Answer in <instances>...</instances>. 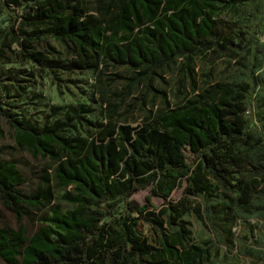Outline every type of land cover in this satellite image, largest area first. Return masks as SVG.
I'll list each match as a JSON object with an SVG mask.
<instances>
[{
    "label": "trees",
    "instance_id": "1",
    "mask_svg": "<svg viewBox=\"0 0 264 264\" xmlns=\"http://www.w3.org/2000/svg\"><path fill=\"white\" fill-rule=\"evenodd\" d=\"M9 4L0 5L9 16L0 32V61L9 60L14 44L26 61L60 58L48 42L53 40L67 58V66L49 62L53 72L97 70L106 61L133 73L125 78L128 90L145 83L147 91H156L152 81L158 71L183 58L180 75L191 91L142 126H93L81 118L95 129L90 138L78 140L59 133L68 123L31 126L0 99V118L13 130L14 144L55 161L60 190L24 193L16 161L6 160L0 149V203L18 224L0 226V259L5 264H214L224 247L227 259L236 251L264 262V0H35L30 14ZM231 9L238 10L236 20L220 18ZM30 45H42L44 52L29 50ZM204 53L212 59L231 56L237 73L225 83L205 79L199 85L193 60ZM3 85L0 76V92ZM4 136L0 124V141ZM182 178L184 197L157 211L149 210L150 195L142 206L131 199L148 187L153 196L169 194ZM54 198L67 207L51 204ZM122 202L126 214L120 220L113 214ZM26 209L41 213L31 236L21 224ZM217 213L241 231L230 228L227 234L216 223ZM189 214L213 238L193 241L185 221ZM140 219L157 233L153 242L137 232Z\"/></svg>",
    "mask_w": 264,
    "mask_h": 264
},
{
    "label": "rangeland",
    "instance_id": "2",
    "mask_svg": "<svg viewBox=\"0 0 264 264\" xmlns=\"http://www.w3.org/2000/svg\"><path fill=\"white\" fill-rule=\"evenodd\" d=\"M17 1V4L13 5L9 0L10 7L18 9L21 14L34 12L33 3L35 0ZM1 2L4 0H0V5ZM89 4L91 5L90 13L98 19L95 7L91 2ZM237 11V9L222 11L220 18L224 21L236 20ZM8 22L9 16L0 6V32L7 27ZM18 28L30 30L23 24H19ZM48 42L58 49L60 58L46 55L47 62L26 61L20 54V48L14 44L10 50L8 49L9 60L0 61V76L4 82L0 99L5 102L4 105L8 110L31 126L41 129L45 126L58 127L68 123V126L59 132L62 136L74 140L86 139L90 138L95 128L82 124V119L88 120L93 126L112 122L142 126L154 122L160 113L179 104L185 94L191 91L188 81H182L180 75L183 58L171 61L158 71L159 75H155L152 81L156 91L153 89L147 91L145 83L128 90L125 78L132 76L133 73L123 66L116 68L106 61L97 70L86 68L75 73L64 70L51 71L47 67L49 62L58 61V63L67 66V58L58 43L53 40H48ZM28 49L44 52L42 45H30ZM235 61L231 56L223 54L214 59L209 53L195 57L193 66L197 73V83L200 85L205 79L210 83L227 82L237 73ZM122 95L123 101L120 102ZM118 104L120 107L112 116L113 107ZM0 124L5 133L3 140L0 141V149L3 150L2 155L6 160L16 161L19 171L25 179V184L21 186L22 191L32 194L50 189L53 195H57L60 190L54 179L55 161L41 159L39 156L33 157L30 153L17 147L12 140L13 130L7 125L4 118H0ZM186 185V178H182L169 194L165 190L160 191L157 196H153L150 192L151 187H148L134 193L131 199H135L142 206L146 204V196L150 195L149 210L157 211L168 201L177 202L182 199ZM54 199L51 204L67 207L65 203ZM125 206L124 202L117 205L114 217L123 220V215L126 214ZM40 214L38 210L26 209V216L22 219L21 224L26 228L29 236L38 229L37 220ZM222 217V214L217 213L215 220L218 227L225 230L227 234H230V228L234 234L241 231L238 224L226 225ZM15 219V215L0 203V226L15 228L18 225ZM110 219L108 218L107 221ZM185 221L193 241L203 242L213 238L210 229L194 215H187ZM136 229L149 242H153L157 237V233L143 219L137 222ZM232 255L231 259H227L226 250L221 247L220 257L216 258L214 264L264 263L249 257H242L236 251ZM132 262L136 264L135 260ZM0 264L5 263L0 259Z\"/></svg>",
    "mask_w": 264,
    "mask_h": 264
}]
</instances>
